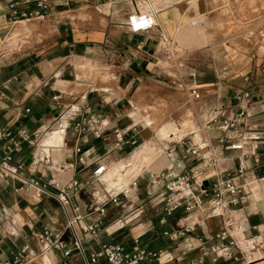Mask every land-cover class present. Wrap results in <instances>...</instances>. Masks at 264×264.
I'll return each mask as SVG.
<instances>
[{"label":"crops","instance_id":"1","mask_svg":"<svg viewBox=\"0 0 264 264\" xmlns=\"http://www.w3.org/2000/svg\"><path fill=\"white\" fill-rule=\"evenodd\" d=\"M39 2L45 6H39ZM146 7L155 11V26L147 32H130L128 16ZM13 9L38 11L42 17L15 19ZM207 12L210 10L205 1L190 4L189 0H0V84L6 85L1 89L0 125L19 142L12 152V163L20 165L24 176L41 182L51 178L60 185L70 178L80 184L88 182L73 199L84 210L100 203L106 193L121 189L107 183L109 171L120 180L127 178L121 174L122 168L131 165L130 173L136 174L130 179L138 176V184L142 179L146 182L141 193L132 192L120 206L106 205L96 240L85 232V224L98 214L91 212L82 222L86 255L102 244L122 243L128 249L134 245L135 227L113 234L105 233L103 228L117 212L135 202L152 206L150 218L137 225L138 245L176 252L162 232L183 222L184 213L178 209L166 215L162 204L157 203L159 197L149 198L145 188L159 172H165V180L190 167L201 177L213 174L210 165L186 152L187 142L210 138L219 169H234L241 160L247 167L245 180L264 176L263 141L258 143L256 154L244 160L241 157L242 152L249 151L251 137L264 130V49L258 53L243 32L208 36L202 29V14ZM31 19H38L40 29L52 26L53 37L36 48L24 46L22 51L2 47L5 38L16 36L20 30H12L15 24ZM198 54L204 55V60L196 61ZM191 71L196 73L195 83L189 76ZM179 81L184 82V88ZM190 90L198 94L193 99L198 103L197 128L190 118ZM243 90L251 92L255 101L251 119L255 130L242 133V149L226 148L240 137L230 138V131L212 126L202 127L214 108L222 107L231 115L236 109L234 94ZM175 116L182 120L181 128L174 122ZM82 117L89 119V129L77 132L74 124ZM101 126L100 136H95L93 128ZM61 127L65 128L64 134L59 132ZM22 131L28 139L19 135ZM120 135L122 141L118 143ZM217 136L227 138L220 141ZM10 143L9 138L0 140V154ZM79 156L84 162L78 161ZM102 163L105 170L94 176L93 170ZM170 163L174 165L172 170ZM211 182L209 178L205 184ZM153 189L158 194L164 190L159 186ZM230 215L264 225V182ZM64 224V214L55 198L35 197L21 182L0 177V261L11 260L26 246L32 257L26 264H85L75 249L68 256L62 254V249L39 252L35 236L43 227L64 232L65 247L71 246ZM221 227L222 219L213 217L197 227L192 236L211 237ZM211 242L208 239L205 245ZM94 264L106 261L100 257ZM199 264L239 261H213L207 255Z\"/></svg>","mask_w":264,"mask_h":264},{"label":"built area","instance_id":"2","mask_svg":"<svg viewBox=\"0 0 264 264\" xmlns=\"http://www.w3.org/2000/svg\"><path fill=\"white\" fill-rule=\"evenodd\" d=\"M39 6L45 4L39 2ZM154 10L150 7L146 9H137L127 18V28L132 33L147 32L151 30L156 22ZM14 18L30 19L42 17L38 11H17L12 10ZM180 76V75H179ZM192 83H195L196 73H189ZM181 78V76H180ZM248 80V76H244ZM180 87H185L183 81H179ZM6 85L0 84V96H3L2 88ZM190 94L198 97V94L190 90ZM235 111L231 115L226 114L222 107L214 108L206 126H212L220 131H230V138H238L228 143L225 147L230 149H242L245 137L243 132H253L255 125L251 119L255 115L253 110V96L248 90L237 91L234 94ZM264 111V106L261 107ZM88 113V108L85 109ZM208 125V126H207ZM89 126V119L82 117L75 122L74 128L77 132H83ZM101 127L93 128L95 136H100ZM61 134L65 133V128L59 129ZM23 139H28L24 131L19 134ZM9 138L11 143L3 146L0 154V177H9L15 179L26 186L35 197L48 195L55 198L60 205L65 218L64 228L67 232L71 246L65 247L63 240L64 232H53L48 227L36 234L35 241L38 245L39 252H45L51 249H62V254L68 256L72 250H77L85 264H94L100 257H103L106 264H140L144 261H156L158 264H199L207 255L212 256V260L223 258L227 261H239V264H264V225L251 223L246 217H234L230 215L237 208H240L248 202L253 191L264 182V176L245 180L244 176L247 167L243 161H239L234 169H219V158L215 146L210 138L200 137L196 142L186 145V152L198 162H204L210 165L214 172L209 177H201L193 167L184 169L165 180V172L154 174L148 182L145 193L149 198L159 197L157 203L162 204L163 212L168 215L175 210L181 209L184 213V221L177 224V227L164 230L163 235L170 239L171 246L176 252L166 249H150L138 245L139 234L133 235L134 245L128 249L122 243L102 244L96 251L89 255L85 254L83 247L84 233L82 232V222L86 220L91 212H96L98 216L90 219L85 224V232L96 240L102 228V218L106 214V205L120 206L122 198L129 200L132 192L136 191L138 186V176L131 179L128 188H123L114 192L106 193V197L97 204L87 207L74 203L73 199L78 197L80 192L88 184H80L76 178H70L65 184L60 185L53 178L47 182H41L34 178H28L20 172V165L12 163V152L18 149L19 142L11 137L9 130L0 125V140ZM222 141L226 136H217ZM250 139V138H249ZM252 142L249 144V151L242 152L241 157L244 160L249 155L256 154L255 151L260 141L264 142V130L251 137ZM122 141V136H118L117 142ZM172 150V148L170 149ZM78 161L84 162L83 157L79 156ZM174 167L170 163V170ZM105 170V165L98 164L93 170V175L98 176ZM212 178L210 184L205 182ZM154 186L163 188L162 193H156ZM50 187L55 188L52 191ZM139 210L133 216L125 215L113 219L109 224L104 226L103 230L107 234H113L125 228V226L138 217ZM220 217L222 227L217 230L211 237L192 236V232L201 227L205 220ZM190 219V221H189ZM164 221L163 219L161 220ZM251 231H255L251 233ZM212 240L210 244L205 245L207 240ZM193 255L192 258L186 259L187 256ZM32 257L28 254L27 247L23 246L19 252L13 255L11 260L0 261V264H26Z\"/></svg>","mask_w":264,"mask_h":264},{"label":"rangeland","instance_id":"3","mask_svg":"<svg viewBox=\"0 0 264 264\" xmlns=\"http://www.w3.org/2000/svg\"><path fill=\"white\" fill-rule=\"evenodd\" d=\"M201 1H205L206 8L210 10V12L202 14V20L205 24L204 28L202 29L208 34V36H214L221 32H243L246 34V38L254 43L255 49L258 50V53H261V51L264 49V0H189V3L198 4ZM14 28H19L20 30L16 36L11 37L10 39L5 38L2 47H4L6 50L7 48H15L19 51H22L24 46H27V48H36L37 46L44 45L53 37L54 30L52 26L49 25H47L46 28L41 27L40 29L38 19H31L29 21L17 23L12 27V30ZM204 58V55L198 54L196 61H202ZM190 95L192 99L190 103V118L194 126L197 128L200 121L197 110L198 103L193 100L196 99L195 95ZM181 121L182 120L178 119L176 116L174 117V122L179 128H181ZM192 135L193 134H190V136ZM142 165L147 164L143 163ZM142 165L140 164L138 167L141 168ZM130 169L131 165H127L122 168L121 174L127 175V178L120 180L112 177V173L109 171L106 175L107 183L110 186L115 187H118L119 184H124L127 182L130 184V177L136 174V171L130 173ZM145 185L146 182L144 179H142L140 184H138L136 191L141 193L144 190ZM121 188H124V186ZM120 198L122 199V202L127 201L122 197ZM151 209L152 206L150 204H139L135 202L130 207L127 206V208H122V211L117 212L113 219L119 217L120 215H129L130 217L136 214L139 210H142L138 217L129 222L125 228L122 229L129 230L135 227L133 232L134 234H137L140 230L139 226L137 225L150 218L152 213Z\"/></svg>","mask_w":264,"mask_h":264},{"label":"bare ground","instance_id":"4","mask_svg":"<svg viewBox=\"0 0 264 264\" xmlns=\"http://www.w3.org/2000/svg\"><path fill=\"white\" fill-rule=\"evenodd\" d=\"M146 5H148V4H146ZM147 8V7H146ZM186 33V32H185ZM182 34H184V33H182ZM186 36H188L187 34H186ZM148 119H150L149 117H148ZM145 120V119H144ZM151 120V119H150ZM145 122V121H144ZM149 122V121H148ZM116 185H118V184H116ZM124 186V188H127L128 186H129V183L127 182V183H124V184H119V186L118 187H116V188H118V189H120L121 187H123ZM121 189H123V188H121Z\"/></svg>","mask_w":264,"mask_h":264}]
</instances>
